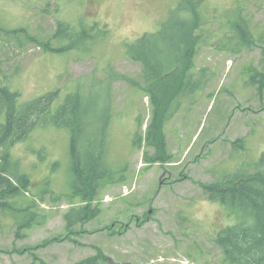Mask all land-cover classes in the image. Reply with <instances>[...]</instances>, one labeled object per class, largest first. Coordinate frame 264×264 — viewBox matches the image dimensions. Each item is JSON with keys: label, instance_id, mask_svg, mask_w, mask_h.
Here are the masks:
<instances>
[{"label": "rangeland", "instance_id": "obj_1", "mask_svg": "<svg viewBox=\"0 0 264 264\" xmlns=\"http://www.w3.org/2000/svg\"><path fill=\"white\" fill-rule=\"evenodd\" d=\"M182 1L0 0V87L20 93L23 103L59 90L56 108L82 95L88 118L109 124L107 168L119 180L91 202L68 200L75 181L71 133L34 130L11 153L34 184L32 198L43 199L37 212L47 223L19 238L15 220L0 214V264H78L93 257L97 264H222L215 239L238 221L203 188L264 167V0H201L208 24L197 31L201 42L187 64L188 94L171 108L177 113L164 128L170 161L147 164L145 153L154 149L136 148L134 139L145 134L152 106L143 67L126 57V48L157 33ZM240 18L250 25L251 45L235 52L238 40L227 38ZM58 21L65 26L53 47H78L44 53L5 32L26 28L50 40ZM88 204L100 214L69 232L65 215Z\"/></svg>", "mask_w": 264, "mask_h": 264}, {"label": "trees", "instance_id": "obj_2", "mask_svg": "<svg viewBox=\"0 0 264 264\" xmlns=\"http://www.w3.org/2000/svg\"><path fill=\"white\" fill-rule=\"evenodd\" d=\"M200 4L201 0H183L157 33L145 34L127 44L126 57L143 67V91L150 97L152 106L151 122L145 134L138 131L134 139L136 148L145 143L154 149L153 155L145 153L147 164L170 161L164 128L188 94L184 80L191 66L187 64L193 60L201 42L202 35H196L197 31L203 30L208 24ZM64 24L58 21L59 32L50 40L31 36L26 28L4 31L21 43L26 41L38 45L44 53H63L78 47V42L61 48L53 47L52 41L60 35ZM242 25L247 27V37L239 35ZM248 26L249 23L242 18L240 24L235 22L230 25L233 37L227 39L233 41L236 37L238 40V50L235 52L251 45L252 34ZM81 40L79 38L78 41ZM58 95L59 90L23 103L20 93L3 85L0 87V214L15 220L19 238L22 232L47 223L46 216L37 212L38 203L43 202V199L32 198L36 194L32 189L34 184L13 160L11 153L18 143L27 140L37 128L53 126L66 128L71 133L75 181L71 194L65 195L68 200L91 202L102 188L119 182L112 178L113 173L107 168L109 124L89 119L86 99L77 93L67 97L65 103L56 108ZM174 104L178 107L171 110ZM242 142L239 140L235 144ZM203 189L211 202L225 206L238 221L236 225L224 229L215 239L223 254L222 264H264V167L260 166L254 173L247 170L228 175L224 181L204 186ZM99 212V209L91 208L90 204L73 208L65 215L67 230L73 232L76 226L96 218ZM98 259L93 257L78 264H97Z\"/></svg>", "mask_w": 264, "mask_h": 264}]
</instances>
